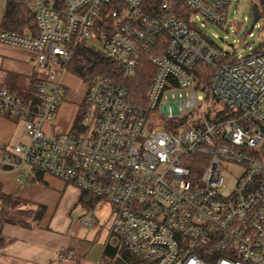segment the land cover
<instances>
[{
  "label": "built area",
  "instance_id": "1",
  "mask_svg": "<svg viewBox=\"0 0 264 264\" xmlns=\"http://www.w3.org/2000/svg\"><path fill=\"white\" fill-rule=\"evenodd\" d=\"M5 1L36 14L37 35L0 28V42L34 51L40 79L31 99L0 84V115L24 120L29 137L0 144V172L19 178L36 167L111 201V234L139 264H264V42L222 61L226 51L198 24L225 22L233 0H182L187 20L171 1L153 11L144 0ZM163 33L168 49L149 55L156 73L145 105L98 76L82 101V131L47 130L78 45L103 51L129 76ZM200 63L215 69L207 87ZM228 163L242 168L231 189Z\"/></svg>",
  "mask_w": 264,
  "mask_h": 264
},
{
  "label": "crops",
  "instance_id": "2",
  "mask_svg": "<svg viewBox=\"0 0 264 264\" xmlns=\"http://www.w3.org/2000/svg\"><path fill=\"white\" fill-rule=\"evenodd\" d=\"M2 69H5L6 75L13 71L30 76L31 72L37 70L36 53L0 42V70ZM63 79L66 84L65 98L53 121L47 124V130L54 134L66 133L73 128L85 96L84 93L79 98L75 89L77 84L84 85L82 79L69 71ZM23 137H27V134L22 119L13 120L0 115L1 145L12 147L27 143L29 138L23 142ZM0 186L3 192L22 200L12 210L22 213L26 217L25 222L29 223L24 225L6 222L2 225L0 264H108L109 259H105L103 253L111 241L101 243L99 231L91 230L90 233L81 221L83 215L97 208L101 202L93 209H87L77 203L80 195L77 187L48 173H43L42 180L38 181L30 166L22 169L19 178L9 170L0 172ZM40 205L44 206V213L41 220L36 222L33 220V212ZM78 208L83 211L80 215L76 212ZM91 217H96L94 212ZM109 234L112 235L111 231ZM113 245L122 244L118 239Z\"/></svg>",
  "mask_w": 264,
  "mask_h": 264
},
{
  "label": "trees",
  "instance_id": "3",
  "mask_svg": "<svg viewBox=\"0 0 264 264\" xmlns=\"http://www.w3.org/2000/svg\"><path fill=\"white\" fill-rule=\"evenodd\" d=\"M178 2V14L183 19L187 20L190 15V10L186 3L182 0H144L143 4L147 10H156L165 2ZM253 23V22H252ZM0 28H6L17 33L24 34L27 31L33 35L38 34V26L36 22L35 12L26 4L10 1L4 11ZM168 49V37L166 34H159L155 42L152 44L148 52L142 53L140 65L136 68L135 73L132 75H125L119 63L108 57L103 51L95 48L89 43H83L76 47L75 52L67 65L69 72L79 77L88 86L98 76H104L115 83L123 85L127 88L128 98L139 105H145L147 102V93L153 77L156 73V66L150 60V54H164ZM229 55L224 56L222 61L228 60ZM215 69L213 66L200 63L198 65V75L204 87H207L210 78L212 77ZM37 72L33 73L30 81L27 82L26 75L10 71L7 73L4 81L0 82L1 85L7 87L15 94L23 96L26 99L34 98L36 89L34 82L39 80L40 77ZM88 106L81 104L80 112L76 117L73 125L74 131H82L80 122L84 117L83 111H87ZM36 176V180H42V170L32 167ZM0 230L2 225L8 223H19L29 225L26 223V217L22 213L13 211L17 204L21 203L17 196L3 192L0 186ZM103 198L97 194L86 190H80L78 197V204L83 205L87 209H93ZM44 213V206L40 205L33 212V220L39 222ZM122 245L107 244L103 256L109 259L108 264H139V260L135 257L128 247L121 242Z\"/></svg>",
  "mask_w": 264,
  "mask_h": 264
},
{
  "label": "rangeland",
  "instance_id": "4",
  "mask_svg": "<svg viewBox=\"0 0 264 264\" xmlns=\"http://www.w3.org/2000/svg\"><path fill=\"white\" fill-rule=\"evenodd\" d=\"M259 5L260 0H233L229 6L228 17L225 22L219 24L211 21H207L204 25L199 21L198 24L201 27L203 34L211 41L222 47L226 51V55L237 57H243L253 51L259 49L264 42V8H260V17L256 21L255 25L252 26L253 22V5ZM6 6L5 0H0V22L4 15ZM38 71L31 72V75ZM30 75V76H31ZM6 76L5 69L0 70V80ZM28 76L27 82L30 81ZM77 84V83H76ZM76 86L75 89L78 91V97L82 98L85 93L87 84ZM217 107H221L218 104ZM24 121V120H23ZM22 124V122H20ZM25 126V123H24ZM19 130L21 128L19 127ZM21 133V132H19ZM18 133V134H19ZM27 134V133H26ZM21 137V134H19ZM28 137V135H27ZM27 137H23V142L28 141ZM15 144V143H13ZM26 167L28 165H25ZM242 168L234 163L225 164L223 175L226 180L227 189H231L234 184V175L241 172ZM77 214L83 213L81 208L76 210ZM94 212L96 217H91V213ZM114 218V204L111 201L103 199L97 208L90 210L86 215H83V219H91L93 226L89 227L83 224L87 231H99L101 235V243L103 244L111 241V244L118 240L116 235H110V227ZM92 230V231H91ZM109 238V239H108Z\"/></svg>",
  "mask_w": 264,
  "mask_h": 264
},
{
  "label": "water",
  "instance_id": "5",
  "mask_svg": "<svg viewBox=\"0 0 264 264\" xmlns=\"http://www.w3.org/2000/svg\"><path fill=\"white\" fill-rule=\"evenodd\" d=\"M252 11H253V23H252V26L253 27L256 23V21L259 19L260 17V13H259V9H258V6L257 5H253L252 6Z\"/></svg>",
  "mask_w": 264,
  "mask_h": 264
}]
</instances>
